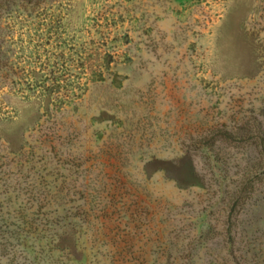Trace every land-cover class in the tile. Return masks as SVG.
Listing matches in <instances>:
<instances>
[{
  "label": "rangeland",
  "instance_id": "1",
  "mask_svg": "<svg viewBox=\"0 0 264 264\" xmlns=\"http://www.w3.org/2000/svg\"><path fill=\"white\" fill-rule=\"evenodd\" d=\"M0 264H264V0H0Z\"/></svg>",
  "mask_w": 264,
  "mask_h": 264
},
{
  "label": "trees",
  "instance_id": "2",
  "mask_svg": "<svg viewBox=\"0 0 264 264\" xmlns=\"http://www.w3.org/2000/svg\"><path fill=\"white\" fill-rule=\"evenodd\" d=\"M23 1H24V2H27V3L30 2V0H22V2H23ZM38 1H39V2H42V1H44V0H38Z\"/></svg>",
  "mask_w": 264,
  "mask_h": 264
}]
</instances>
